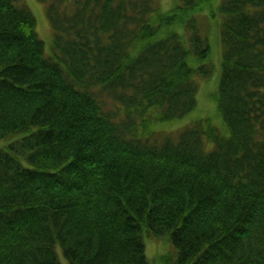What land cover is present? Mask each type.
Returning <instances> with one entry per match:
<instances>
[{
    "label": "trees",
    "instance_id": "trees-1",
    "mask_svg": "<svg viewBox=\"0 0 264 264\" xmlns=\"http://www.w3.org/2000/svg\"><path fill=\"white\" fill-rule=\"evenodd\" d=\"M38 1L52 56L0 0V140L23 135L0 147V264H61L59 244L71 264H151L144 236L165 234L175 264H264V0ZM217 12L228 135H139L196 107Z\"/></svg>",
    "mask_w": 264,
    "mask_h": 264
},
{
    "label": "rangeland",
    "instance_id": "rangeland-1",
    "mask_svg": "<svg viewBox=\"0 0 264 264\" xmlns=\"http://www.w3.org/2000/svg\"><path fill=\"white\" fill-rule=\"evenodd\" d=\"M163 12H169L180 0H158ZM26 6L36 18V30L39 38L43 41L45 53L47 56L53 55V29L50 19L47 14V7L45 3L38 0H23L22 3ZM220 2H217V5ZM222 15L217 12V15L210 20L208 24L212 26L213 31L210 34V44L212 49V56L207 63L213 65V73L207 78H197L198 92L196 107L185 116L172 121L160 122L152 121L147 127L139 124V135L150 137L151 139L161 140L165 135H174L178 137L179 133L188 127L201 124L200 128L206 131L213 127L217 129L222 135H228V128L226 127L217 106L216 95L220 85V76L222 74L221 58L223 54V47L220 36ZM142 117H138L141 120ZM23 135H15L12 140L19 139ZM205 138V150L211 151L214 143ZM11 139L0 140V147L7 146ZM21 164L25 168H31L32 164L24 157L20 158ZM146 247V255L151 264H175V248L171 243L170 235L165 234L162 237H155L153 235L144 236ZM57 254L61 264H71L64 256L62 248L57 245Z\"/></svg>",
    "mask_w": 264,
    "mask_h": 264
},
{
    "label": "bare ground",
    "instance_id": "bare-ground-1",
    "mask_svg": "<svg viewBox=\"0 0 264 264\" xmlns=\"http://www.w3.org/2000/svg\"><path fill=\"white\" fill-rule=\"evenodd\" d=\"M219 2V1H218ZM172 243V242H171ZM173 245V244H172ZM175 254H176V258H175V260L177 259V253H176V251H175Z\"/></svg>",
    "mask_w": 264,
    "mask_h": 264
}]
</instances>
